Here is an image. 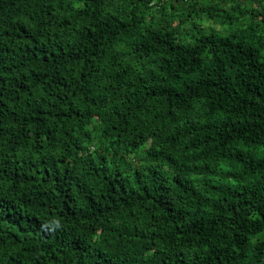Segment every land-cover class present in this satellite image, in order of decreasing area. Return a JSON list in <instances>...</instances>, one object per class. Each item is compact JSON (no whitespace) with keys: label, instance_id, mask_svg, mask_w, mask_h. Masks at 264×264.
<instances>
[{"label":"trees","instance_id":"16d2710c","mask_svg":"<svg viewBox=\"0 0 264 264\" xmlns=\"http://www.w3.org/2000/svg\"><path fill=\"white\" fill-rule=\"evenodd\" d=\"M230 2L0 0V264H264V0Z\"/></svg>","mask_w":264,"mask_h":264},{"label":"rangeland","instance_id":"374dc122","mask_svg":"<svg viewBox=\"0 0 264 264\" xmlns=\"http://www.w3.org/2000/svg\"><path fill=\"white\" fill-rule=\"evenodd\" d=\"M231 1V0H229ZM220 2V3H219ZM210 3L211 4H219L218 7H220L221 9H223L226 13H223V15H228V14H232L234 15L233 17L234 18H241V15H240V12L238 10H232L231 9V6L233 5L232 2H230V4H228V6L226 5L225 6V3H221V0H210ZM235 5V4H234ZM248 18H245L243 19L241 22L244 23L245 21H247ZM223 19L222 18H219L217 22H214V21H207V20H204L203 21V24L209 28H212L213 30L217 31V32H221V33H229L237 28H239V26H241V23L238 24V23H235V24H229V20H227V23H223L222 22Z\"/></svg>","mask_w":264,"mask_h":264}]
</instances>
